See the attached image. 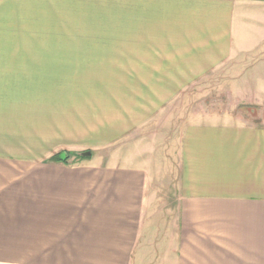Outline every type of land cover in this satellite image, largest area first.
Masks as SVG:
<instances>
[{
    "label": "crops",
    "instance_id": "0c3cea01",
    "mask_svg": "<svg viewBox=\"0 0 264 264\" xmlns=\"http://www.w3.org/2000/svg\"><path fill=\"white\" fill-rule=\"evenodd\" d=\"M228 63L262 120L185 125L159 182L132 135ZM0 264H264V0H0Z\"/></svg>",
    "mask_w": 264,
    "mask_h": 264
},
{
    "label": "rangeland",
    "instance_id": "374dc122",
    "mask_svg": "<svg viewBox=\"0 0 264 264\" xmlns=\"http://www.w3.org/2000/svg\"><path fill=\"white\" fill-rule=\"evenodd\" d=\"M240 75L239 66L228 63L209 75L193 80L185 86L182 93L172 98L154 116L156 120L149 127L139 129L132 135L131 138L134 139L147 134L154 142L153 148L156 145L154 152L160 157L156 161L159 182H169L170 176L173 177L174 142L185 125L221 117L236 118L247 123H260L263 116L261 106L255 104L254 96L244 89L247 87L246 80L241 81L243 85L239 83ZM70 81L78 84V80ZM86 81L87 84L93 82V80ZM105 81L109 80H99L102 84L106 83ZM252 84L253 80L250 82V85ZM54 120L57 122V117L54 116Z\"/></svg>",
    "mask_w": 264,
    "mask_h": 264
},
{
    "label": "trees",
    "instance_id": "16d2710c",
    "mask_svg": "<svg viewBox=\"0 0 264 264\" xmlns=\"http://www.w3.org/2000/svg\"><path fill=\"white\" fill-rule=\"evenodd\" d=\"M80 153H74V152H68V151H62L59 152L58 154H54L51 157H49L47 160L48 161H63V162H67L68 159L73 156L76 155L78 156ZM82 155V154H80Z\"/></svg>",
    "mask_w": 264,
    "mask_h": 264
},
{
    "label": "water",
    "instance_id": "95a60500",
    "mask_svg": "<svg viewBox=\"0 0 264 264\" xmlns=\"http://www.w3.org/2000/svg\"><path fill=\"white\" fill-rule=\"evenodd\" d=\"M82 155H84V156H90L91 155V152H83V153H81Z\"/></svg>",
    "mask_w": 264,
    "mask_h": 264
}]
</instances>
